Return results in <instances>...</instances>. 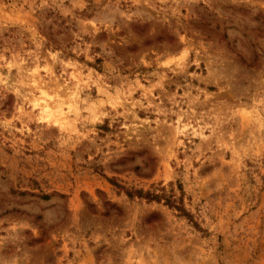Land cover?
Returning <instances> with one entry per match:
<instances>
[{
    "label": "rangeland",
    "instance_id": "rangeland-1",
    "mask_svg": "<svg viewBox=\"0 0 264 264\" xmlns=\"http://www.w3.org/2000/svg\"><path fill=\"white\" fill-rule=\"evenodd\" d=\"M0 264H264V0H0Z\"/></svg>",
    "mask_w": 264,
    "mask_h": 264
}]
</instances>
